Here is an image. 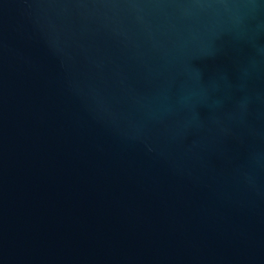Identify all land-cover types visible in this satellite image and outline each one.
I'll return each mask as SVG.
<instances>
[{
    "label": "water",
    "instance_id": "water-1",
    "mask_svg": "<svg viewBox=\"0 0 264 264\" xmlns=\"http://www.w3.org/2000/svg\"><path fill=\"white\" fill-rule=\"evenodd\" d=\"M0 264H264V0H0Z\"/></svg>",
    "mask_w": 264,
    "mask_h": 264
}]
</instances>
